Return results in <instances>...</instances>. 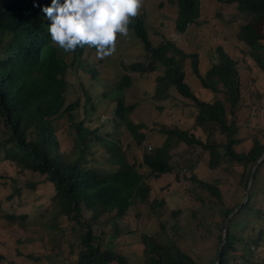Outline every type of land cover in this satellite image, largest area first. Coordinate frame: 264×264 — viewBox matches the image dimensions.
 Returning a JSON list of instances; mask_svg holds the SVG:
<instances>
[{"label": "trees", "instance_id": "1", "mask_svg": "<svg viewBox=\"0 0 264 264\" xmlns=\"http://www.w3.org/2000/svg\"><path fill=\"white\" fill-rule=\"evenodd\" d=\"M227 2L235 3L237 12L246 14L256 24L264 20V0ZM50 5L51 0H0V154L3 160L45 176L52 185L53 217L43 221V226L50 224L57 228L58 219L65 218L73 222L71 229L81 230L78 240L80 250L73 261L64 264H128L127 259L117 251L100 247L98 234L94 235L92 227L98 225L99 219L104 216L114 227L116 221L123 218L136 202H145L151 191L146 181H155L171 173L172 148L181 143L187 147H199L210 169L240 166L246 170L264 153V145L254 140L246 152L235 149L240 145V140L236 139L235 123L237 106L241 100L237 61L217 47L215 61L201 75L197 53H183L170 40L161 41L157 47H153L141 19L136 18L129 29L143 46L145 60L122 65L124 72L115 88L119 92L130 87L132 74L148 76L161 68L162 74H158L155 79L154 98L168 99L169 91L173 89L179 97L192 103L195 126L206 134V140L203 142L186 130L171 128L162 131L165 141L161 146L145 150V127L140 121L130 119L137 105L125 106L120 96L113 99L109 97L115 103V122L119 121L127 130L140 151V160L129 162L118 141L100 138L95 129L83 127L84 120L76 121L75 111L80 107L86 110L87 101L85 104L76 98L68 102L65 77L75 62L81 64L86 47L66 53L51 43L48 33L50 22L42 11ZM175 5L177 14L174 29L178 34H184L190 25L197 23L200 1L175 0ZM236 38L249 49L248 55L254 61V67L264 75V33L257 30L253 23H248L239 28ZM69 56L72 61L68 63L66 59ZM184 65L189 66L203 90L214 94V101L204 102L193 94L184 79ZM219 95L229 104L228 114ZM103 98H108L106 93ZM82 112L86 118L85 112ZM227 115L231 117L228 122ZM61 119L68 122V134L73 143V148L67 153L60 151L56 135L63 128ZM215 134L223 136L224 141H216ZM97 147L101 150H97ZM98 151L104 154L109 170L96 164L99 161L95 156ZM140 168H146L148 174L140 172ZM189 171L192 174V168ZM189 179L220 200V192L215 185L197 179L194 174ZM248 179L249 176L244 188ZM253 187L254 183L247 203L238 213L244 210L252 212L249 205ZM233 208L223 207L221 217L227 218ZM262 216L258 211L259 222L264 221ZM7 218L23 222L26 217L12 214ZM163 232L164 227L161 226L159 232L141 236L146 264H197ZM260 234L261 231L249 243L257 246ZM217 243H221V231ZM249 243L244 245V249L251 251ZM238 257H243V254L234 247V237L227 226L220 264H240ZM254 257L255 254L241 263L257 264Z\"/></svg>", "mask_w": 264, "mask_h": 264}, {"label": "rangeland", "instance_id": "2", "mask_svg": "<svg viewBox=\"0 0 264 264\" xmlns=\"http://www.w3.org/2000/svg\"><path fill=\"white\" fill-rule=\"evenodd\" d=\"M199 1L197 23L190 25L184 34H178L174 29L177 14L175 0H144L137 18L141 19L153 47L161 41L170 40L183 53H197L201 75L215 61L217 47L238 62L241 100L235 123L236 139L240 140V145L235 149L246 152L254 140L264 145V75L254 67L255 63L248 55L249 49L238 41L236 35L239 28L248 23H253L257 30L264 33V20L256 24L246 14L238 13L235 3L228 0ZM144 54L143 46L129 29L128 38L118 37L114 55L98 60L95 49L86 48L81 64L75 62L65 77L68 102L76 98L85 104L87 101L86 110L80 107L75 111L76 121L84 120L83 127L95 129L100 138L118 141L129 162L133 159L139 161L140 151L127 130L119 121L115 122V103L109 97L120 96L125 106L137 105L130 119L140 121L145 127V150L161 146L165 141L162 131L171 128L186 130L203 142L206 140V134L195 126L192 103L179 97L173 89H170L168 99L154 98L155 79L162 74L161 68L148 76L132 74L130 87L119 92L115 88L124 72L121 66L144 61ZM66 60L68 63L72 61L71 56ZM183 68L185 82L193 94L201 101H214V94L200 87L189 66L184 65ZM105 93L108 98H103ZM219 96L228 114L229 104L222 95ZM230 119L227 115L226 121ZM60 124L63 128L56 135L60 151L67 153L73 148L68 122L61 119ZM214 137L216 141H224L221 135L215 134ZM96 149L101 150L100 147ZM170 154L171 173L155 181H146L151 191L145 202H136L123 218L116 221L114 227L107 217L100 218L92 231L94 235L98 234L102 249L109 247L117 251L127 259L128 264H146L141 236L159 232L163 226V233L197 264H213L219 247L217 237L226 220L221 217V210L240 204L245 192L244 182L250 177L254 164L246 170L240 166L210 169L199 147H187L182 143L172 148ZM95 156L99 160L97 165L110 169L101 151ZM189 168L197 179L219 189L220 200L191 182ZM139 170L148 174L146 168ZM52 196L53 187L45 176L3 160L0 154V264H64L74 260L80 250L78 240L81 230L71 229L73 222L65 218L58 219L57 228L50 224L43 226V221L53 217ZM250 198L249 209L252 212L244 210L235 214L228 227L234 237V247L243 254V257H238V262L243 264L241 261L255 254L257 264H264V221L259 222L257 218L258 211L264 215V164L257 171ZM12 214L26 218L23 222L9 220L7 216ZM259 231L260 239L257 246H253L249 242L259 236ZM246 243L251 246V251L244 249Z\"/></svg>", "mask_w": 264, "mask_h": 264}, {"label": "clouds", "instance_id": "3", "mask_svg": "<svg viewBox=\"0 0 264 264\" xmlns=\"http://www.w3.org/2000/svg\"><path fill=\"white\" fill-rule=\"evenodd\" d=\"M144 0H51L42 9L51 43L66 53L95 49L105 60L116 52L118 37H129V25L139 16Z\"/></svg>", "mask_w": 264, "mask_h": 264}, {"label": "water", "instance_id": "4", "mask_svg": "<svg viewBox=\"0 0 264 264\" xmlns=\"http://www.w3.org/2000/svg\"><path fill=\"white\" fill-rule=\"evenodd\" d=\"M263 162H264V153L254 162V167H253L251 175H250V177L248 179V182H247V185H246V188H245V192H244V195H243V198H242L240 204L237 207H235L229 213V215L227 216L224 224L221 227V243L219 244V248H218V251H217V259H216L214 264H220V262H221L222 249H223V246H224L226 238H227V226H228V223H229L230 219L236 213H238V211L240 209H242V207L247 203V201L249 199V196H250V192H251L253 183H254L256 175H257V171H258L260 165Z\"/></svg>", "mask_w": 264, "mask_h": 264}]
</instances>
